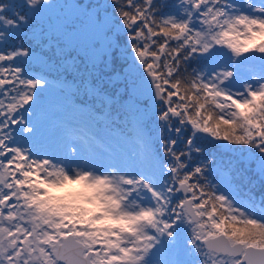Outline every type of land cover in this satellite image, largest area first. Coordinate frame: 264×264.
<instances>
[{
	"label": "snow or ice",
	"instance_id": "obj_1",
	"mask_svg": "<svg viewBox=\"0 0 264 264\" xmlns=\"http://www.w3.org/2000/svg\"><path fill=\"white\" fill-rule=\"evenodd\" d=\"M174 7L0 0V264H264V0ZM53 88L85 117L62 160L12 131Z\"/></svg>",
	"mask_w": 264,
	"mask_h": 264
},
{
	"label": "trees",
	"instance_id": "obj_2",
	"mask_svg": "<svg viewBox=\"0 0 264 264\" xmlns=\"http://www.w3.org/2000/svg\"><path fill=\"white\" fill-rule=\"evenodd\" d=\"M163 4L157 6L156 9V14H157V18H160L161 15H168V14H176V8L174 7V2L173 0H163ZM177 1V0H175ZM229 1H234V0H228ZM238 1V0H237ZM26 39V38H25ZM17 44H19V42H17ZM8 50V49H7ZM4 51V50H3ZM201 66L197 63V61L195 59L190 61V67L188 68L189 71H192L193 69H199ZM255 71V70H252ZM49 79H52V76L49 77ZM66 83H70L71 82V77H67L65 79ZM56 92H58L59 94L55 95L53 97L52 102H55L52 104V106H48L47 104L41 102L39 104V107L36 106H31V114L28 115H24L22 110V115L23 118L26 122L31 120L33 121L38 128V131L35 135L29 137L27 140V142H25V139L22 138L24 134L19 133V125L15 126V128L12 129L13 134L17 140V142L19 143V145L21 146L20 142L21 140H23V143L25 144L24 148H27V150H29L30 152H33L32 150H30L28 147L29 143H32L30 141L31 140H36L37 137H43L45 134V127L44 125H48V121H55V124L58 125L57 127L61 126L62 124L65 123V125H70L74 130L76 129V126L79 125L80 123H83L85 117H83L81 114L77 113V112H73L72 109V105H75L76 107H79L77 100V97H74V99H72V102H70L71 106L69 103H65L63 100V96L65 95L64 92L58 91L56 89ZM76 99V100H75ZM61 105H63V107H60ZM157 107H159V105H157ZM56 108L58 109V113L56 114ZM53 110L55 112H53ZM158 123V122H157ZM119 124L120 127H124L123 125V120H121V118H119ZM78 130V129H77ZM160 130L159 128L153 126V132L152 135L154 137H158L160 135ZM98 135H100L101 137H103V133H99ZM164 136H167L168 133L165 131L163 133ZM174 135V134H173ZM47 142H39V144L42 146V148L44 150H46L44 157H49L52 158L53 160H59V156L61 154L60 152V145L58 143V141H55V139H53L51 136L47 137ZM59 145V149L58 146ZM158 144H154L153 147H158ZM228 147H235V146H231L229 145ZM100 151L99 149H97V152ZM121 151V149L117 146L114 150V156H116L118 158L119 156V152ZM38 154V153H37ZM231 155H233L232 153H228L224 155V159H228ZM108 157V158H107ZM99 158H97L98 160ZM193 164L192 166L195 167L196 163H199V159L195 156V154L193 155ZM98 162V161H96ZM115 162L113 160L112 157H110L108 154H106V163H113ZM209 179L212 180V177L209 176ZM215 182V181H213ZM247 192V190H246ZM241 194V198H242ZM255 195L257 200H259V191L258 189L255 190ZM237 199H239L237 197ZM181 258H187V257H181Z\"/></svg>",
	"mask_w": 264,
	"mask_h": 264
},
{
	"label": "rangeland",
	"instance_id": "obj_3",
	"mask_svg": "<svg viewBox=\"0 0 264 264\" xmlns=\"http://www.w3.org/2000/svg\"><path fill=\"white\" fill-rule=\"evenodd\" d=\"M245 2V0H234V1H229V3H232V4H235V5H241L242 3H244ZM251 2L252 3H255V4H257V5H259L260 3H261V0H251ZM179 3V0H177V3H175L176 5ZM177 10V9H176ZM26 39H27V37H25ZM6 48H3V46L2 45H0V51H3V50H5ZM9 51L11 50L10 48H7ZM5 65H8V63L9 62H3ZM250 68H251V70H255V71H258L259 70V65L258 64H254V65H251L250 66ZM54 75V74H53ZM52 79H53V77H52ZM66 83V82H65ZM234 90V89H233ZM58 95L59 93L58 92H56V88H53V89H50V90H48L46 93H45V95H43L42 97H40V101H39V104L41 103V102H43V103H45V104H47L49 107L50 106H52V104L53 103H55V102H52V100H53V97L55 96V95ZM73 97H75V96H73ZM73 97H72V99H73ZM72 99H71V101L70 102H72ZM76 100V99H75ZM70 104V103H69ZM36 106L37 104L34 102L31 106ZM54 105V104H53ZM70 106H71V104H70ZM26 108H28V106H25ZM72 107V106H71ZM22 110H24V109H21L20 110V112L17 114V119H21V118H23V116L24 115H28V114H30V112H31V108L28 110V111H23V114L24 115H22ZM53 112H55L54 110H53ZM59 111H58V109L56 108V114H59L58 113ZM121 118V120H124V117L123 116H121L120 117ZM58 125H56L55 124V121H48V125H44V129H45V134H44V136L43 137H37V139L36 140H31L30 139V141L32 142V143H29V149L30 150H32L33 152V155H36V156H39V157H41V158H43L44 157V155H45V152H46V150H44L43 148H42V146L39 144V142H47V137H49V136H51L53 139H55V141H58V143H59V145H60V152H61V154H60V156H59V160H62L63 158H64V156H65V149H64V147H63V144H64V142H65V123L64 124H62L61 126H59V127H57ZM81 127H82V125L81 126H78V129H81ZM76 135L77 136H81V131H79L78 133H76ZM28 140L27 139H25V142H27ZM20 144H21V147H24L25 146V144L23 143V140H21V142H20ZM59 145H57L58 146V149H59ZM25 149H27V148H25ZM99 152V151H98ZM38 153V154H37ZM106 152H104V153H102L100 156H99V159L97 160V158H89V163L90 164H92V163H95L96 165H97V167H99V166H101L102 164L103 165H106L107 163H106ZM108 158V157H107ZM96 161H98V162H96ZM82 161L81 160H77V161H75L74 163H73V166H75V163H81ZM239 199L241 198L240 196H237Z\"/></svg>",
	"mask_w": 264,
	"mask_h": 264
},
{
	"label": "flooded vegetation",
	"instance_id": "obj_4",
	"mask_svg": "<svg viewBox=\"0 0 264 264\" xmlns=\"http://www.w3.org/2000/svg\"><path fill=\"white\" fill-rule=\"evenodd\" d=\"M59 2L66 3V4H84V5H87L90 3L91 4L104 3L105 0H59ZM163 2H164L163 0H155V3L157 6L162 5ZM176 3H177V1H176ZM174 5H176V4L174 3ZM55 15H56V12L54 11L53 16H55Z\"/></svg>",
	"mask_w": 264,
	"mask_h": 264
}]
</instances>
